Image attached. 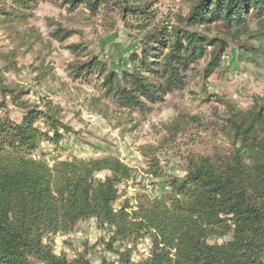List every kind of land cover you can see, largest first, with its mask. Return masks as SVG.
Wrapping results in <instances>:
<instances>
[{"label":"trees","instance_id":"1","mask_svg":"<svg viewBox=\"0 0 264 264\" xmlns=\"http://www.w3.org/2000/svg\"><path fill=\"white\" fill-rule=\"evenodd\" d=\"M47 1L59 2L68 12L82 6L92 17L111 5L123 21L127 16L136 21L130 27L139 39L118 70L80 45L67 46L73 60L66 78L95 91L86 109L113 118L125 132L135 128L128 127L133 115L144 117L151 106L182 90L187 72L206 55L203 79L220 67L227 43L209 36L213 27L221 25L235 41L257 44L241 46L239 61L258 65L264 59V0H190L187 14L179 17L181 27L153 23L150 4L140 0H0V16L21 23ZM75 34L56 25L51 38L62 44ZM10 68L15 69L12 63ZM35 71L38 83L54 80L49 67ZM28 94L0 78V110L9 102L23 112L18 123L0 118V264H91L85 255L68 260L55 254L52 242L87 221L105 233V251L118 264H132L141 240L150 246L138 264H264L262 98L246 112L223 102L232 150L216 158H190L184 177L169 182L167 197L131 205L118 204V188L133 178V171L113 155L52 166L34 157L42 143L56 146L73 130L62 123L59 106L46 99L29 104L24 100ZM102 103L114 109L111 116ZM150 161L157 165L154 158ZM98 264L115 262L101 257Z\"/></svg>","mask_w":264,"mask_h":264},{"label":"rangeland","instance_id":"2","mask_svg":"<svg viewBox=\"0 0 264 264\" xmlns=\"http://www.w3.org/2000/svg\"><path fill=\"white\" fill-rule=\"evenodd\" d=\"M140 1L150 4L149 13L156 18L153 23L168 26L181 27L179 17L185 16L190 6V0ZM30 14L21 23L6 22L0 16V78L8 87L29 91L24 98L29 104L38 105L46 99L59 106L62 123L73 130L56 146L42 143L34 157L50 166L55 161L74 158L117 157L133 171V178L118 188V204L129 201L133 205L137 199L167 197L169 182L184 177L190 158H216L232 150L223 102L246 112L255 99L264 100V59L259 58L258 65L238 60L241 46L254 48L257 44L244 39L235 41L224 27L217 25L209 36L227 43L220 67L208 79H203L210 57L206 55L187 72L182 90L166 96L163 103L151 106L144 117L133 115L128 127L135 128L125 132L116 127L113 118L105 119L86 109L95 91L87 85L72 84L66 78L65 68L73 60L67 46L80 45L88 54L105 62L109 69L118 70L139 39L130 27L136 21L130 16L123 21L111 5L92 17L82 6L68 12L66 7L53 1L39 3ZM56 25L76 34L59 44L51 38ZM11 63L14 70L10 68ZM41 66L51 69L54 80L47 78L40 83L35 80L37 71L34 70ZM102 104L107 108V116H111L114 109L107 103ZM22 115L9 102L0 110V118L7 117L17 123ZM37 127L43 129L41 123ZM150 158L156 160V166ZM52 242L55 254H63L68 260L85 255L91 264H98L101 257L118 264L117 257L105 251L107 237L93 221L78 224L72 234L56 236ZM149 246L148 240L138 241L131 263L138 264L147 257Z\"/></svg>","mask_w":264,"mask_h":264}]
</instances>
